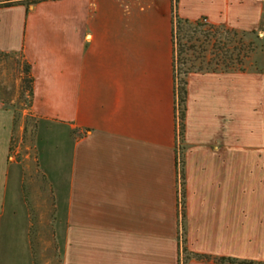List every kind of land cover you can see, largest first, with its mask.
<instances>
[{
	"label": "crops",
	"instance_id": "crops-1",
	"mask_svg": "<svg viewBox=\"0 0 264 264\" xmlns=\"http://www.w3.org/2000/svg\"><path fill=\"white\" fill-rule=\"evenodd\" d=\"M31 1L0 0L34 120L19 160L0 100V264L263 263L264 72L189 73L180 140L172 29L262 36L264 0Z\"/></svg>",
	"mask_w": 264,
	"mask_h": 264
},
{
	"label": "rangeland",
	"instance_id": "rangeland-1",
	"mask_svg": "<svg viewBox=\"0 0 264 264\" xmlns=\"http://www.w3.org/2000/svg\"><path fill=\"white\" fill-rule=\"evenodd\" d=\"M197 30L198 33L194 35L199 38V42L196 43L197 46L202 43L204 38L200 32L207 33L210 31L211 34L215 33V36L207 42V45L204 43L205 52L202 53L203 59H200L203 61L201 67L215 68L222 60V56L217 52L218 50H216V46L219 42L220 45H218V47L221 46V43H224L225 35L223 29H209L207 26H202ZM187 33H191V31L185 27L181 35ZM238 40L239 37L233 38L230 46L238 48L240 46ZM214 41L216 42L214 43ZM241 43L245 46L251 43L252 46L255 47L254 52L245 62V68L249 70L259 68L260 73L264 72V35L259 36L257 32H254V34L244 37ZM191 55L193 54L188 52L187 55H181L177 59L179 60L180 57L190 59L194 62V68H198L200 60H194V57ZM23 65L24 62L20 55L0 53V100H2L5 107L9 108L15 115L12 155H16V158L19 160H22L27 153L32 154L34 126V120L27 114L30 98ZM28 175L34 177L35 188L40 192H45L40 178L34 172H27L26 177ZM35 264H59L58 256L53 248L45 250L40 254H36Z\"/></svg>",
	"mask_w": 264,
	"mask_h": 264
},
{
	"label": "trees",
	"instance_id": "trees-1",
	"mask_svg": "<svg viewBox=\"0 0 264 264\" xmlns=\"http://www.w3.org/2000/svg\"><path fill=\"white\" fill-rule=\"evenodd\" d=\"M39 0H32L31 4L37 3ZM174 10L176 9L177 0H172ZM21 2H7V3H1V7H10L14 6L16 4H19ZM203 25L199 23H191L187 20L180 19L174 14V22H173V29H172V44H173V51H174V61H173V73H174V82H175V94L177 96V106L179 110L178 120H179V136L180 140L183 137L184 133V118H185V100H186V77L189 73L193 72H245V71H254L259 72V68L254 69H246L245 68V62L249 59V56L254 52L255 47L252 46L250 43L249 45H243L242 39L246 37L247 35H251L254 33H238L234 30L230 29H224L223 33L225 35L224 37V43L220 42L216 46L218 50L217 52L221 54V62H219V66L217 65L215 68H209V67H201V64L203 63L202 60L203 56L202 53L205 52V46L204 43L207 45L208 41L212 39V37L215 36L214 34H211L210 31L207 33H201L203 35V41L200 45H196V43L199 42V38L195 37L198 33V28L202 27ZM188 28L191 33H187L184 35H181V33L184 31V28ZM209 29L213 27H208ZM222 29V28H221ZM235 37H239L238 43L240 46L238 48L231 47L230 43H232V39ZM231 38V39H230ZM216 41H214L215 43ZM237 43V44H238ZM214 46V45H212ZM188 52H191L194 57V60H200V64L198 68H194V62H192L190 59L181 58L178 60L177 58L181 55H187ZM263 52V51H262ZM196 53V55H195ZM208 66V65H207ZM24 68V75L26 76L27 81V90L29 94V105L31 103L32 98V84L33 79L30 74V65L24 62L23 65ZM182 201V205H183ZM185 251V250H184ZM185 260H187V257H185ZM236 264H264V262H253V261H241L237 262Z\"/></svg>",
	"mask_w": 264,
	"mask_h": 264
},
{
	"label": "built area",
	"instance_id": "built-area-1",
	"mask_svg": "<svg viewBox=\"0 0 264 264\" xmlns=\"http://www.w3.org/2000/svg\"><path fill=\"white\" fill-rule=\"evenodd\" d=\"M176 113H177V116L179 115V110L176 108Z\"/></svg>",
	"mask_w": 264,
	"mask_h": 264
}]
</instances>
